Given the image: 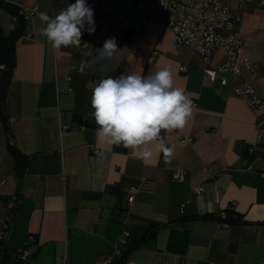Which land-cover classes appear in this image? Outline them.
I'll use <instances>...</instances> for the list:
<instances>
[{
	"label": "crops",
	"instance_id": "obj_1",
	"mask_svg": "<svg viewBox=\"0 0 264 264\" xmlns=\"http://www.w3.org/2000/svg\"><path fill=\"white\" fill-rule=\"evenodd\" d=\"M238 1L227 5L240 13L235 32L254 77L245 71L241 78L228 77L225 87L219 78L208 81L202 61L175 48L171 33L156 23L131 45L117 44L111 60L98 63L96 49L116 37L115 26H99L84 50L87 62L104 65V78L147 76L167 67L174 87L191 100L185 127L161 131L174 146L169 161L154 153L150 165L132 149L97 136L91 106L96 86L77 72L82 55L54 49L40 34L38 12L55 17L62 0L2 1L36 7L37 13L25 20L2 109L0 104V228L3 198L21 197L9 236L0 243V264H264V127H257L253 112L232 92L247 81L264 100V6L251 0L239 9ZM8 18L4 35L12 29ZM223 60L216 52L211 66ZM186 139L191 143H182ZM9 147L22 155V166ZM90 147L100 154H91ZM207 172L211 178L205 182ZM143 182L146 189L128 205L127 189ZM200 185L196 197L193 189ZM122 232L128 234L125 245L118 242ZM29 237L33 243L27 246ZM27 247L29 260L16 262L15 252Z\"/></svg>",
	"mask_w": 264,
	"mask_h": 264
},
{
	"label": "built area",
	"instance_id": "obj_2",
	"mask_svg": "<svg viewBox=\"0 0 264 264\" xmlns=\"http://www.w3.org/2000/svg\"><path fill=\"white\" fill-rule=\"evenodd\" d=\"M7 2V0H2ZM232 0H86V3L93 8L95 31L101 25L115 26L118 28L116 35L117 44L131 45L134 37L144 30L150 23H156L171 33V43L177 49L185 48L192 56L199 58L203 63V74L208 81L213 82L219 78L220 85L225 87L230 85L228 77L241 78L245 71L253 75V63L243 53V45L238 38L235 29L240 23V13H234L230 10L227 3ZM251 0H239V9L245 3ZM64 8L68 4L75 3V0H62ZM257 6H264V0L257 2ZM18 15L24 20L37 13V8H26L18 6ZM16 16L11 18V24L16 22ZM28 25V24H27ZM94 32L82 31L81 43L78 48L64 47L68 51H76L83 54L87 48ZM216 52H222L224 60L216 67L211 66V56ZM156 53L150 55V59ZM83 55L81 62H85ZM90 64V63H89ZM80 65L77 72L86 73L95 86L104 78L105 67L103 64L93 66L90 64L81 72ZM2 66H0V70ZM181 72L186 69L182 67ZM233 94L242 100L245 105L253 112L256 117L257 127H264V100H262L254 91L252 86L243 81L232 86ZM65 128H61L64 130ZM182 143H191L190 139L182 141ZM11 146V141H9ZM91 154L98 156L99 150L90 147ZM175 179L181 181L182 174L174 176ZM211 178V173L207 172L204 181ZM1 186L4 182H1ZM145 182L139 187H130L127 189V204L130 205L137 193L146 189ZM203 192V185L193 189V194L200 197ZM21 203L19 195H10L3 198L4 218L0 228V243L6 241L9 236L11 226L18 206ZM219 226L227 228L226 223H220ZM128 234L122 232L119 236V245H125ZM33 243L31 237L27 240V246ZM30 251L27 248L18 249L15 252V261L26 263L30 258ZM115 255L121 257V251L116 249ZM61 264H67L65 260ZM100 264H108L103 260Z\"/></svg>",
	"mask_w": 264,
	"mask_h": 264
},
{
	"label": "clouds",
	"instance_id": "obj_3",
	"mask_svg": "<svg viewBox=\"0 0 264 264\" xmlns=\"http://www.w3.org/2000/svg\"><path fill=\"white\" fill-rule=\"evenodd\" d=\"M37 15L43 25L39 32L54 49L78 48L85 25L89 33L95 31L94 11L86 0H75L55 17L46 11ZM118 50L116 38H108L96 49V61L111 60ZM89 66L82 62L79 70ZM91 106L97 136L108 145L132 149L145 165L152 163L154 153L162 152L165 162L169 161L174 146H168L161 131L183 129L193 111L191 100L174 87L167 67L147 76L133 73L102 78L93 89Z\"/></svg>",
	"mask_w": 264,
	"mask_h": 264
},
{
	"label": "trees",
	"instance_id": "obj_4",
	"mask_svg": "<svg viewBox=\"0 0 264 264\" xmlns=\"http://www.w3.org/2000/svg\"><path fill=\"white\" fill-rule=\"evenodd\" d=\"M1 13H6L12 17L16 16L17 18L7 35H4L0 25V66H2V69L0 70V104L2 109L15 66V45L25 33L27 23L23 17L18 15V9L16 7L8 5L0 0V14ZM9 149L17 166H22L24 162L22 155L10 147Z\"/></svg>",
	"mask_w": 264,
	"mask_h": 264
},
{
	"label": "rangeland",
	"instance_id": "obj_5",
	"mask_svg": "<svg viewBox=\"0 0 264 264\" xmlns=\"http://www.w3.org/2000/svg\"><path fill=\"white\" fill-rule=\"evenodd\" d=\"M0 25L5 30H7L10 27L8 15L2 14L1 19H0Z\"/></svg>",
	"mask_w": 264,
	"mask_h": 264
}]
</instances>
